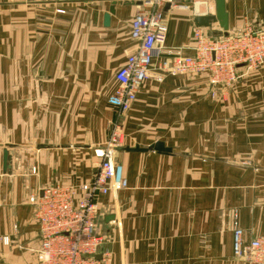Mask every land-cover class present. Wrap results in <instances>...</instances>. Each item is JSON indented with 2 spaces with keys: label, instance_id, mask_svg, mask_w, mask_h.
I'll use <instances>...</instances> for the list:
<instances>
[{
  "label": "crops",
  "instance_id": "1",
  "mask_svg": "<svg viewBox=\"0 0 264 264\" xmlns=\"http://www.w3.org/2000/svg\"><path fill=\"white\" fill-rule=\"evenodd\" d=\"M171 1L184 8L163 6L164 48L190 56L194 19L213 16L214 0ZM138 6L0 0V264L36 263L29 198L91 181L95 151L115 124L123 143L113 157L127 188L98 199L97 219L115 264H243L233 256V215L244 242L264 235V66L227 89L211 88L205 76L149 79L120 114L107 100L134 46ZM225 12L227 33L264 31V0H225ZM203 29L222 33L217 23ZM157 142L170 152L124 150Z\"/></svg>",
  "mask_w": 264,
  "mask_h": 264
},
{
  "label": "built area",
  "instance_id": "2",
  "mask_svg": "<svg viewBox=\"0 0 264 264\" xmlns=\"http://www.w3.org/2000/svg\"><path fill=\"white\" fill-rule=\"evenodd\" d=\"M166 4L184 8L171 0H139L130 23L134 46L116 70V86L107 100L120 114L130 111L139 89L149 79L161 82L165 77L205 76L211 88L227 89L264 64V31L251 25L226 36L195 28L192 55L166 50L162 12ZM118 129L115 124L105 147L95 151L99 162L91 181L78 186L55 184L29 198L39 227L38 247L30 250L37 264H114L104 238L95 231L98 199L127 188L122 166L111 157L123 141ZM232 234L234 258L243 264H264V235L244 242L236 215ZM2 240L8 244V238Z\"/></svg>",
  "mask_w": 264,
  "mask_h": 264
},
{
  "label": "water",
  "instance_id": "3",
  "mask_svg": "<svg viewBox=\"0 0 264 264\" xmlns=\"http://www.w3.org/2000/svg\"><path fill=\"white\" fill-rule=\"evenodd\" d=\"M116 2H112V6L109 9V12L104 15L103 18V23L105 27H108L109 25V19L110 15L113 14V6L115 5ZM214 7H215V13L212 16H204V17H196L194 19V25L197 28H209L211 26V23H217L218 27L221 30L222 36L227 35L228 31V16L227 13L225 12V0H214ZM117 148L116 150H118ZM127 152H139V153H145L148 151H153L156 153H163L167 154L170 152L168 148H165L163 143L157 142L151 146H149L147 149H140L138 147H133V148H125L124 149ZM11 155L4 150L3 151V173L8 174L11 171ZM113 220V216H107L104 220V222L107 224L108 222ZM99 256H96V259H99Z\"/></svg>",
  "mask_w": 264,
  "mask_h": 264
},
{
  "label": "rangeland",
  "instance_id": "4",
  "mask_svg": "<svg viewBox=\"0 0 264 264\" xmlns=\"http://www.w3.org/2000/svg\"><path fill=\"white\" fill-rule=\"evenodd\" d=\"M263 66H264V64H263L260 68H257L256 70H253V71L249 72V73L247 74V76L244 77V79H246V77L250 76V75H251L250 73H254V72L256 73V72H258ZM249 74H250V75H249ZM244 79H243V80H244ZM239 81H242V79L239 80ZM239 81H238V82H239ZM234 85H235V84H234ZM231 87H232V86H231ZM118 128H120V127H118ZM122 143H123V141H122ZM105 145H106V143H105ZM105 145H104L103 147H105ZM121 146H122V144H121ZM113 155H114V154L112 153L111 157H112L113 160H114ZM98 162H99V159H98ZM11 164H12V163H11ZM32 171H33V170H32ZM34 171H35V170H34ZM51 186H52V185H51ZM48 187H49V186H48ZM232 214H233V213H232ZM33 217H34V216H33ZM34 220H35V219H34ZM35 222H36V221H35ZM36 223H37V222H36ZM37 226H38V224H37ZM38 230H39V227H38ZM95 232H96L97 235H100V236L102 237V235L99 234V233L97 232V223H96V231H95ZM2 243H3L4 245H8V244H9V243H8V244H5V243L3 242V240H2ZM106 245H107V244H106ZM32 258H33V261L36 262L35 264H37V259H36V257H35V256H32ZM112 259H113V255H112ZM113 263H114V260H113ZM114 264H115V263H114Z\"/></svg>",
  "mask_w": 264,
  "mask_h": 264
}]
</instances>
